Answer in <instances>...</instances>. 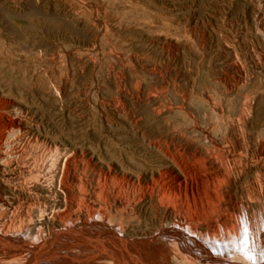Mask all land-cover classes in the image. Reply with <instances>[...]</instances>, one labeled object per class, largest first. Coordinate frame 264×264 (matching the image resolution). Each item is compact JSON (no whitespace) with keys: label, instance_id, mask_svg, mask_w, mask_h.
Segmentation results:
<instances>
[{"label":"bare ground","instance_id":"6f19581e","mask_svg":"<svg viewBox=\"0 0 264 264\" xmlns=\"http://www.w3.org/2000/svg\"><path fill=\"white\" fill-rule=\"evenodd\" d=\"M252 3L250 42L234 37L228 17L219 27V48H206L200 23V61L186 73L165 61L142 67L136 60L143 56L120 54L114 90L106 87L111 94L103 97L114 112L101 115L106 126L97 141L88 132L64 131L25 99L12 98L22 96V84L0 62V264H96L102 255L115 264H260L264 47L255 42L264 36V0ZM33 10L31 16L39 14ZM31 16L14 13L25 24ZM166 21L163 27L196 31ZM45 22L55 25L52 16ZM143 24L158 27L152 17ZM29 35L22 37L25 56L42 43ZM1 43L12 49L2 35ZM83 139L99 148V158ZM182 192L193 205L184 219L175 212L152 228L129 229L131 202L167 213L162 198ZM99 225L104 228L96 230Z\"/></svg>","mask_w":264,"mask_h":264},{"label":"rangeland","instance_id":"374dc122","mask_svg":"<svg viewBox=\"0 0 264 264\" xmlns=\"http://www.w3.org/2000/svg\"><path fill=\"white\" fill-rule=\"evenodd\" d=\"M252 1L254 0H0V35L6 37L12 46L10 50L0 44V52L9 58H0V62L4 63L7 76L12 74V79L22 84L21 97L17 92L9 95L20 101L25 99L22 104L34 111H37L36 108L39 112L42 110L41 112L49 115L58 126L65 128L64 131L88 132L90 138L97 141L101 136V127L106 126L101 120V115L114 112V108L108 106L104 98L111 94L108 89L114 90L113 80L115 68L120 65V54L126 50L130 54L143 56L139 60L140 63L135 59L142 67L149 66L150 63L164 64L165 61L186 73V68L190 64L196 65L200 61V23L203 24L206 48H219V42H222L219 27L229 18L233 19L234 28H231L232 34L234 31L236 33L234 37L241 43L250 42L252 38L249 36V28L253 24ZM34 5L39 8L40 15H30L34 11ZM92 6L96 7L93 9ZM96 9L99 10L98 13ZM14 13H26L31 17L25 24L14 17ZM50 16L54 17L53 26L45 22ZM151 17L158 27L143 24ZM165 17L180 23L179 27L184 25L186 31L193 27L196 31L184 33L179 29L178 32L173 26H164V29L161 22L166 21ZM100 19L106 24L102 26ZM25 33L35 38L38 36L37 38L42 40L38 51L28 53L26 56L23 53L27 46L22 38ZM258 38L260 41L255 42L256 46L262 48V44L264 47V36ZM172 53L175 57L169 60ZM193 55L199 56V59ZM94 78L102 84L100 87L103 89L96 90ZM128 103L132 107L130 100ZM83 140L85 143L83 147L99 158V148L89 143L87 139ZM174 196H165L161 200L160 206L166 207L169 210L167 213L162 209L157 212L142 201L131 202L125 207L127 214L132 218L129 229H149L175 212L177 217L179 215L178 218L184 219L193 207L192 201L186 198L183 192ZM115 233L121 236L119 231L115 230ZM191 249L196 251L194 248ZM239 249L240 252L244 251ZM41 258L40 263L43 260ZM94 261L96 264L116 263L103 255L96 257Z\"/></svg>","mask_w":264,"mask_h":264}]
</instances>
